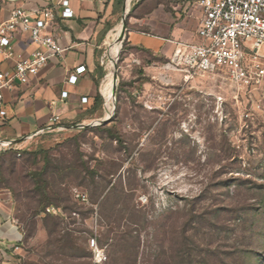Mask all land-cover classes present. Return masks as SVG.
<instances>
[{"label":"rangeland","instance_id":"374dc122","mask_svg":"<svg viewBox=\"0 0 264 264\" xmlns=\"http://www.w3.org/2000/svg\"><path fill=\"white\" fill-rule=\"evenodd\" d=\"M155 9L160 22L188 17L189 33L175 38L204 42L193 0H133L128 30H146L138 16ZM175 49L166 42L168 60ZM260 51L264 68V44ZM168 60L123 43L118 87L106 82L115 97H107L112 117L104 122L122 142L102 123L59 129L21 155L0 158L26 231L21 254L0 264H128L130 248L116 239L131 213L109 233L113 212L102 205L122 186L131 193L129 207L143 209L137 264H264V76L248 86L220 71L186 82L181 71L163 67ZM75 190L89 202L78 201ZM41 193L51 202L45 208L32 200ZM56 222L59 233L50 236ZM69 234L75 249L62 255L52 240ZM91 237L98 250L88 246Z\"/></svg>","mask_w":264,"mask_h":264},{"label":"crops","instance_id":"0c3cea01","mask_svg":"<svg viewBox=\"0 0 264 264\" xmlns=\"http://www.w3.org/2000/svg\"><path fill=\"white\" fill-rule=\"evenodd\" d=\"M59 1L0 0V20L7 19L14 9L38 11L54 7L60 16L63 8L58 5ZM128 2L70 0L74 16L57 18L58 42L66 48L63 55L50 59L37 74L30 77L28 83L16 80L11 87L4 89L8 117L0 123V152L11 145L19 149L27 148L43 137L52 136L59 129L111 119L112 113L107 112L108 99L104 87L107 81L117 82L113 79V68L114 63L117 65V58H120L119 31ZM156 10L138 16L140 23L143 21L147 24L146 30L129 31L125 26L122 48L127 39L131 46H139L155 59L158 56L168 59L165 44L167 41L175 44L179 40L175 37H185L189 33L188 17L183 20L165 17L166 21L160 22L155 17L160 15H155ZM146 16L150 17L144 19ZM162 26L165 27L164 31L159 29ZM15 44L26 54L36 48L26 34L18 35ZM80 65L86 66L85 73L79 76L76 83H69L70 73ZM13 66V59L0 55V70ZM118 83L119 80L115 87H118ZM64 90L68 91L67 97L61 95ZM85 96L88 102L83 103L81 99ZM55 115H60L57 124L52 121ZM24 234L14 216L11 192L0 187V260L21 254ZM17 245L20 246L19 250H15Z\"/></svg>","mask_w":264,"mask_h":264},{"label":"built area","instance_id":"2783aa9c","mask_svg":"<svg viewBox=\"0 0 264 264\" xmlns=\"http://www.w3.org/2000/svg\"><path fill=\"white\" fill-rule=\"evenodd\" d=\"M193 3L199 8L197 32L204 42L176 40V49L163 67L181 71L186 82L196 75L216 71L223 72L239 85L259 82L264 76V68L259 63L264 44V0H193ZM58 5L63 8L60 16L54 7L38 11L14 9L7 19L0 20V55L14 60L11 69L0 70V123L8 117L4 89L11 87L16 80L28 83L30 77L37 74L50 59L62 56L66 50L58 42L57 18L73 17L74 10L70 0H60ZM21 34L28 35L36 45L30 54L16 48L15 39ZM85 71L84 65L76 67L68 77L69 83H76ZM61 95L67 97L68 91H62ZM81 100L86 103L88 97ZM52 121L59 123L60 115L53 116ZM10 148L15 147L11 145L3 150ZM74 196L81 203L89 202L87 195L78 190H75ZM48 210L58 212L54 207ZM88 245L98 250L96 237H91ZM19 249L20 246H15V250ZM13 259H17L16 255L2 258L0 263H10Z\"/></svg>","mask_w":264,"mask_h":264},{"label":"trees","instance_id":"16d2710c","mask_svg":"<svg viewBox=\"0 0 264 264\" xmlns=\"http://www.w3.org/2000/svg\"><path fill=\"white\" fill-rule=\"evenodd\" d=\"M168 60V59H167ZM101 97L99 96V101H100ZM110 124V122L104 123L102 125V127H99L103 130H105V132L108 134L109 138L113 137L116 138L117 142H122V140L117 137V135H115V133L109 129L108 125ZM104 126L106 129H104ZM21 150L23 149H15V148H10L6 151H2L0 152V158L4 155H9L11 157H14L18 154L21 155ZM29 154H36V153H29ZM2 160V159H1ZM3 163L0 164V169L2 168ZM36 181V179H35ZM0 187L7 189L11 192V195L13 194L12 190L9 187H6L3 182H2V176L0 175ZM40 189H43V187H39ZM44 193V190H43ZM42 194V193H41ZM115 195V196H112ZM15 196V193L13 195ZM131 193H127L125 187H121L120 189H117L116 187H112L110 189V191L107 193V195L104 197L103 201H102V205L103 208L106 210L111 209L113 214L112 215H105L106 216V220L108 222V225L111 226L110 232H113L115 229L119 230L118 228H120V224L121 221L125 218L124 214L125 212H127V210H129L128 212L131 213V215L127 218V226L125 227L126 229H128L126 231V233H119L117 236V246H119L120 244L126 243L128 245V247L130 248V257H129V263L128 264H137V259H138V255H139V247L141 246V230H142V222H143V209L140 207H136L135 204H132V207L130 205L129 207V202L130 200H132L131 198ZM32 200H34L38 207H44L46 206V204L51 203V202H47L46 201V196L45 195H40L38 197H34L32 198ZM111 201V202H110ZM128 204L126 207H124L123 210L121 209V207L119 205L121 204ZM111 206V207H110ZM48 207V206H47ZM46 207V208H47ZM31 208V207H30ZM140 213V214H138ZM35 214H39V211H35ZM117 215V216H115ZM115 216V217H114ZM16 218V217H15ZM16 220H18V224L21 226V228L24 231V242H25V238H26V231L25 228L22 226V223L20 222V220L17 218ZM59 228H60V222H56L52 225V229H49V235L53 236L54 234H58L59 233ZM109 233H107V235H105V238H110L109 237ZM67 238H65V236H61V237H56L53 238V244L57 245L55 248V251H58V253L60 254H64V250L66 248H68L69 250L73 251L75 249V245L72 243V240L70 238V234L68 236H66ZM23 242V245H24ZM68 244H70V246H68ZM89 246V245H88ZM120 251H123L122 249ZM75 254V253H74ZM81 254H77L76 257H81Z\"/></svg>","mask_w":264,"mask_h":264},{"label":"water","instance_id":"95a60500","mask_svg":"<svg viewBox=\"0 0 264 264\" xmlns=\"http://www.w3.org/2000/svg\"><path fill=\"white\" fill-rule=\"evenodd\" d=\"M132 1L133 0H129V2L127 4L126 11H125V17H124L123 23L121 24V28H120V31H119L120 32L119 33V40H121V48H122V41L125 38V34L124 33H125L126 20H127V16L129 15V12L131 10ZM120 53H121V49H120L118 55H120ZM118 60H119V57L117 58V61ZM117 61H116V64H117ZM113 73H114V76L117 78V82H118L119 76L117 74V65H115ZM117 82H116V84H117ZM116 84H115V86H116ZM106 121H107V119L106 120L95 121V122H92L90 124H79V125H75L74 127H83V126H87V125L91 126V125H96V124H102V123H104Z\"/></svg>","mask_w":264,"mask_h":264},{"label":"bare ground","instance_id":"6f19581e","mask_svg":"<svg viewBox=\"0 0 264 264\" xmlns=\"http://www.w3.org/2000/svg\"><path fill=\"white\" fill-rule=\"evenodd\" d=\"M104 93L106 94L107 97H109L110 100L114 99V97H115L114 91H113L112 88L109 87V85H105V87H104Z\"/></svg>","mask_w":264,"mask_h":264}]
</instances>
